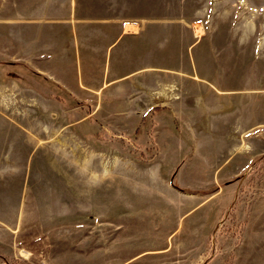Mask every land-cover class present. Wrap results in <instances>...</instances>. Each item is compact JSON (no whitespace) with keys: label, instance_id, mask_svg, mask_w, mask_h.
Instances as JSON below:
<instances>
[{"label":"rangeland","instance_id":"374dc122","mask_svg":"<svg viewBox=\"0 0 264 264\" xmlns=\"http://www.w3.org/2000/svg\"><path fill=\"white\" fill-rule=\"evenodd\" d=\"M23 1L65 83L0 0V264H264V0Z\"/></svg>","mask_w":264,"mask_h":264},{"label":"crops","instance_id":"0c3cea01","mask_svg":"<svg viewBox=\"0 0 264 264\" xmlns=\"http://www.w3.org/2000/svg\"><path fill=\"white\" fill-rule=\"evenodd\" d=\"M6 27H7V33H6V52L10 53L12 59H24L25 61H29L30 59L37 58L39 60V64L41 65V68H39L41 71L44 73L48 74V76H53L54 82H59L61 84L65 83L64 80H61L57 76V72L52 68L47 62L46 59L50 57V54L53 51V47H51L48 43L42 42V35L44 31L42 30L43 25H48L53 20H58L61 19L60 17L54 15V13H46L43 11L41 15L37 17V21L34 22V25L36 26L35 29L33 30L32 35H28L26 32V24L27 22V13L25 11V2L23 0H6ZM69 3L72 4V0L69 1ZM70 8V7H69ZM72 9V6L71 8ZM87 18L82 17L81 15L76 14H71V24L72 27V47H71V54H73V59L80 61L79 67H80V73L84 74L87 71L88 65L84 63L82 65V61H84L83 57L85 56L84 53L82 52L83 49H86V52H91L95 49L91 48L89 51V47H87V43L90 41L92 37H94L93 34L90 33L87 34L88 32L86 31V34L84 35H79L78 33V24H82V28L87 24L86 20ZM125 27L123 25V29L121 33H125ZM83 34V33H82ZM91 36V38H90ZM101 40H102V48H96L97 50H102L103 51V84L99 86L98 88L104 89L105 90V29L103 26L102 33H101ZM46 41V40H44ZM113 41L112 43H114ZM84 47V48H83ZM96 50V51H97ZM59 51V57L61 59L64 58L66 55L67 50L65 47H57V50ZM29 52H34L33 54ZM62 52V53H61ZM73 52V53H72ZM82 53V54H81ZM86 53V55H87ZM84 55V56H82ZM92 55V54H91ZM82 56V57H81ZM88 56V55H87ZM57 58V59H58ZM81 59V60H80ZM70 60V58H69ZM71 61V60H70ZM42 62H45L43 64ZM77 73V70H76ZM117 78H120L117 77ZM117 78H113L111 82H114ZM77 79V78H76ZM84 82V80H83ZM76 84L80 83L81 85L84 84L82 83V78L77 81H75ZM87 85V84H86ZM85 84L82 86H86ZM95 89V88H94ZM72 92V89H70ZM77 91V90H76ZM105 95V94H104ZM105 99V96H104Z\"/></svg>","mask_w":264,"mask_h":264}]
</instances>
